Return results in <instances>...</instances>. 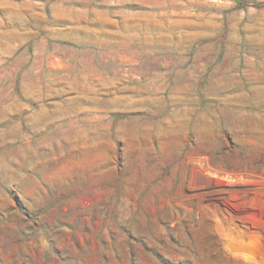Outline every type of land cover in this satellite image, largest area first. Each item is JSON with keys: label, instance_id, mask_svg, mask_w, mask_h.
<instances>
[{"label": "rangeland", "instance_id": "1", "mask_svg": "<svg viewBox=\"0 0 264 264\" xmlns=\"http://www.w3.org/2000/svg\"><path fill=\"white\" fill-rule=\"evenodd\" d=\"M0 264H264V0H0Z\"/></svg>", "mask_w": 264, "mask_h": 264}]
</instances>
